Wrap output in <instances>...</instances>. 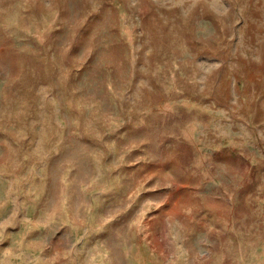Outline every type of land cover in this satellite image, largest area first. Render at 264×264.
I'll list each match as a JSON object with an SVG mask.
<instances>
[{
  "label": "rangeland",
  "instance_id": "obj_1",
  "mask_svg": "<svg viewBox=\"0 0 264 264\" xmlns=\"http://www.w3.org/2000/svg\"><path fill=\"white\" fill-rule=\"evenodd\" d=\"M0 264H264V0H0Z\"/></svg>",
  "mask_w": 264,
  "mask_h": 264
},
{
  "label": "clouds",
  "instance_id": "obj_2",
  "mask_svg": "<svg viewBox=\"0 0 264 264\" xmlns=\"http://www.w3.org/2000/svg\"><path fill=\"white\" fill-rule=\"evenodd\" d=\"M221 162H218V161H212V160H210L209 162H208V167H210V168H215L217 165H219ZM222 179H223V177H221Z\"/></svg>",
  "mask_w": 264,
  "mask_h": 264
}]
</instances>
